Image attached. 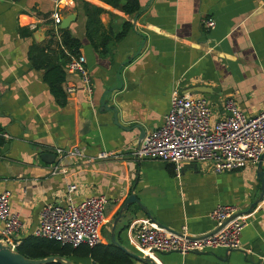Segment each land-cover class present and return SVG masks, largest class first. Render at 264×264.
Masks as SVG:
<instances>
[{
    "label": "crops",
    "instance_id": "obj_1",
    "mask_svg": "<svg viewBox=\"0 0 264 264\" xmlns=\"http://www.w3.org/2000/svg\"><path fill=\"white\" fill-rule=\"evenodd\" d=\"M138 1L136 14L101 0L60 3L61 19L73 15L65 29L80 42L76 56L86 60L88 93L56 56L61 45L51 17L54 0H0V131L6 134L0 137V193L10 192V208L22 223L12 240L33 234L42 208L65 202L67 185L74 184L75 202L107 199L99 244L139 257L136 228L143 221L206 234L215 230L210 214L219 204L233 206L247 221L239 249L155 253L152 263L130 256L131 264H264V196L250 208L260 196L257 163L216 173L190 162L177 174L171 163L136 160L126 152L141 140L139 127L146 135L162 125L175 87L180 93L210 87L190 93L208 99L212 122L226 116L228 99L248 116L264 110V0ZM86 7L101 9L91 41ZM206 18L214 20L213 28H205ZM101 36L110 38L104 47ZM49 62L64 71L59 95L44 77ZM58 148L79 149L83 157L64 164ZM102 151L119 156L98 159ZM56 164L66 172L52 174ZM129 195L143 209L131 202L126 217L115 222ZM69 260L98 264L89 257Z\"/></svg>",
    "mask_w": 264,
    "mask_h": 264
},
{
    "label": "built area",
    "instance_id": "obj_2",
    "mask_svg": "<svg viewBox=\"0 0 264 264\" xmlns=\"http://www.w3.org/2000/svg\"><path fill=\"white\" fill-rule=\"evenodd\" d=\"M54 0L55 10L51 14L55 30L61 21L60 3ZM206 29L214 27V20H203ZM71 73H77L83 83L82 89L91 92V79L83 55L72 56L66 64ZM226 116L212 122L208 99L190 92L180 93L175 87L171 91L170 107L163 123L146 134L135 146L126 147V152L136 160L157 159L171 163L176 173L183 164L196 162L208 164L216 173L241 169L247 164H256L264 152V110L256 115L244 114L233 99L225 102ZM6 134L0 131V137ZM59 160L72 163L83 157L79 149H56ZM110 156L102 151L98 159ZM66 167L58 164L52 167V174L65 173ZM76 186L67 185L66 200L63 203H48L39 215V223L33 234L40 238L54 240L77 247H90L101 241L104 211L107 199L94 195L79 202L73 200ZM264 196V194H263ZM215 221V230L195 235L187 228L172 231L151 221H143L136 228L137 249L142 257L153 258L155 253L203 252L216 248L228 250L241 247L240 237L247 221L231 205L219 204L210 214ZM0 240L16 248L12 240L22 226L19 215L10 208V192L0 193Z\"/></svg>",
    "mask_w": 264,
    "mask_h": 264
},
{
    "label": "trees",
    "instance_id": "obj_3",
    "mask_svg": "<svg viewBox=\"0 0 264 264\" xmlns=\"http://www.w3.org/2000/svg\"><path fill=\"white\" fill-rule=\"evenodd\" d=\"M106 4L121 9L126 14H136L140 10L138 0H101ZM87 21L86 29L89 40L94 39L95 34L100 30V21L98 18L101 9L97 7H86ZM60 33V48L56 52V56L61 61H69L71 56H76L80 47V42L73 37L68 29H58ZM110 40L107 36H101L100 46H105ZM64 48L68 51V55L64 52ZM35 63L36 59L32 57ZM37 65V64H36ZM45 79L50 85L55 94H58L60 82L64 79V71L58 63L49 62L45 70ZM59 95V94H58ZM16 250L23 256L30 259H41L48 256H60L69 259L71 256L89 257L98 264H131L130 255L121 249L114 246H103L97 244L88 246L81 244L77 247H72L69 244L40 238L34 234L28 235L20 240L16 246ZM46 264H60L59 262H49Z\"/></svg>",
    "mask_w": 264,
    "mask_h": 264
},
{
    "label": "water",
    "instance_id": "obj_4",
    "mask_svg": "<svg viewBox=\"0 0 264 264\" xmlns=\"http://www.w3.org/2000/svg\"><path fill=\"white\" fill-rule=\"evenodd\" d=\"M73 20V15H68L67 17L61 19L59 27L61 29H65L68 27L69 23ZM188 91L193 92V91H197V92H211V88L207 87V86H195V87H191L188 89ZM106 102L103 103L104 106H106ZM116 114H114V118L113 121L116 122ZM140 129V134H139V139H142L145 135V132L139 127ZM264 159V152L261 154L259 161L257 162V179L260 181V196L259 199L254 201L251 204L252 208L254 205H256L258 203L259 200L262 199L263 194H264V170L262 169V162ZM131 202H136L139 207L141 209L142 205L139 203V201L136 199V197L134 195H129L120 205L119 210H118V215L115 219V222L120 221L121 219L125 218L126 215L129 213V204ZM251 210V209H250ZM131 213V212H130ZM147 215H149L147 213ZM113 243H115V241H112ZM118 246V245H117ZM119 248H121L123 251H125L126 253H128L131 257L137 259V260H144L146 262L152 263L151 259L149 258H144V257H139L137 255H134L132 253L127 252L124 248L118 246ZM49 262H59L60 264H73L71 262V260L64 258V257H60V256H48L45 258H41V259H30L27 258L25 256H23L22 254H20L16 248H12L9 244L3 242L0 240V264H46Z\"/></svg>",
    "mask_w": 264,
    "mask_h": 264
}]
</instances>
